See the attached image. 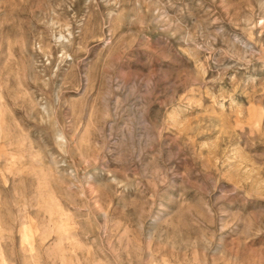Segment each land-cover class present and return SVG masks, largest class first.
I'll use <instances>...</instances> for the list:
<instances>
[{
    "label": "rangeland",
    "instance_id": "rangeland-1",
    "mask_svg": "<svg viewBox=\"0 0 264 264\" xmlns=\"http://www.w3.org/2000/svg\"><path fill=\"white\" fill-rule=\"evenodd\" d=\"M0 264H264V0H0Z\"/></svg>",
    "mask_w": 264,
    "mask_h": 264
}]
</instances>
